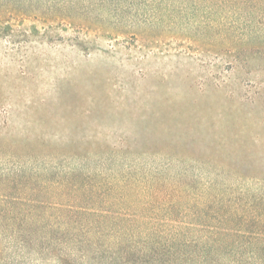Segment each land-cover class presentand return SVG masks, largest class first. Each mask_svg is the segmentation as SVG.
Masks as SVG:
<instances>
[{
	"label": "rangeland",
	"instance_id": "374dc122",
	"mask_svg": "<svg viewBox=\"0 0 264 264\" xmlns=\"http://www.w3.org/2000/svg\"><path fill=\"white\" fill-rule=\"evenodd\" d=\"M19 1L0 264H264V0Z\"/></svg>",
	"mask_w": 264,
	"mask_h": 264
},
{
	"label": "trees",
	"instance_id": "16d2710c",
	"mask_svg": "<svg viewBox=\"0 0 264 264\" xmlns=\"http://www.w3.org/2000/svg\"><path fill=\"white\" fill-rule=\"evenodd\" d=\"M22 3H30V2H21L19 0H3V2H0V8L4 7L6 10H13L16 13H21L24 15H37L35 11H32L33 4L30 3L28 5L22 4Z\"/></svg>",
	"mask_w": 264,
	"mask_h": 264
}]
</instances>
